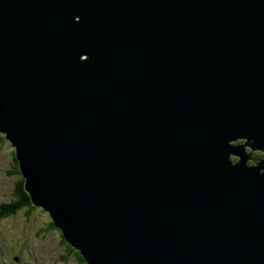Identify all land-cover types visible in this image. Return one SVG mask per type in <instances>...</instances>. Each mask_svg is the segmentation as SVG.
Wrapping results in <instances>:
<instances>
[{"label":"water","instance_id":"obj_1","mask_svg":"<svg viewBox=\"0 0 264 264\" xmlns=\"http://www.w3.org/2000/svg\"><path fill=\"white\" fill-rule=\"evenodd\" d=\"M0 134L86 264H264V0H0Z\"/></svg>","mask_w":264,"mask_h":264},{"label":"rangeland","instance_id":"obj_2","mask_svg":"<svg viewBox=\"0 0 264 264\" xmlns=\"http://www.w3.org/2000/svg\"><path fill=\"white\" fill-rule=\"evenodd\" d=\"M4 137L2 134H0ZM239 143H246L240 140ZM251 148L247 147L250 153ZM15 148L3 138L0 143V206L17 202V190L22 176L15 172ZM256 157V155H260ZM263 155V156H262ZM264 153L253 151L255 159H263ZM233 160H237L232 157ZM48 212L37 207H25L0 221V264H81L68 251L59 230L51 225Z\"/></svg>","mask_w":264,"mask_h":264},{"label":"trees","instance_id":"obj_3","mask_svg":"<svg viewBox=\"0 0 264 264\" xmlns=\"http://www.w3.org/2000/svg\"><path fill=\"white\" fill-rule=\"evenodd\" d=\"M3 138L1 135H0V143L3 141ZM15 154V153H14ZM260 155H256V157H260ZM263 156V155H262ZM253 157V155H252ZM264 158V157H263ZM16 159V157H15ZM262 158L260 159H255L256 161H259L261 160ZM253 160V161H254ZM233 161H237V160H233ZM17 162V161H16ZM19 188H18V192L21 194L18 196L20 197V199L15 202V203H12V204H7V205H4V206H0V221H2L5 217L7 216H10V215H13L15 214L19 209L21 208H25V207H28L30 206L31 208L33 207L31 205V202H30V197L28 196V194L25 192L24 190V180L22 179L21 183L19 184ZM34 208V207H33ZM52 227L54 226L53 223H51ZM63 243L67 246L68 248V251L72 254H74L77 258V260L81 263V264H86L85 261L83 260V258L81 257V255L79 254L78 251L74 250L69 244H67L64 239H63Z\"/></svg>","mask_w":264,"mask_h":264},{"label":"flooded vegetation","instance_id":"obj_4","mask_svg":"<svg viewBox=\"0 0 264 264\" xmlns=\"http://www.w3.org/2000/svg\"><path fill=\"white\" fill-rule=\"evenodd\" d=\"M14 171L15 172H19V165H18V163L16 162V167L14 168ZM19 184H20V181H19ZM20 186V185H19ZM19 186H18V188H19ZM17 193L19 194V195H21L19 192H18V190H17Z\"/></svg>","mask_w":264,"mask_h":264},{"label":"bare ground","instance_id":"obj_5","mask_svg":"<svg viewBox=\"0 0 264 264\" xmlns=\"http://www.w3.org/2000/svg\"><path fill=\"white\" fill-rule=\"evenodd\" d=\"M16 157V156H15ZM50 216V215H49Z\"/></svg>","mask_w":264,"mask_h":264},{"label":"clouds","instance_id":"obj_6","mask_svg":"<svg viewBox=\"0 0 264 264\" xmlns=\"http://www.w3.org/2000/svg\"><path fill=\"white\" fill-rule=\"evenodd\" d=\"M5 138V137H4Z\"/></svg>","mask_w":264,"mask_h":264}]
</instances>
